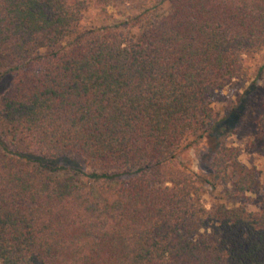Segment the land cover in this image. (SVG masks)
<instances>
[{
  "label": "trees",
  "instance_id": "1",
  "mask_svg": "<svg viewBox=\"0 0 264 264\" xmlns=\"http://www.w3.org/2000/svg\"><path fill=\"white\" fill-rule=\"evenodd\" d=\"M152 1L0 0V264H264V213L207 207L176 165L213 120L209 93L264 49V0L110 14ZM240 155L219 146L205 182L253 191Z\"/></svg>",
  "mask_w": 264,
  "mask_h": 264
},
{
  "label": "rangeland",
  "instance_id": "2",
  "mask_svg": "<svg viewBox=\"0 0 264 264\" xmlns=\"http://www.w3.org/2000/svg\"><path fill=\"white\" fill-rule=\"evenodd\" d=\"M170 11L168 5H157L154 0L146 9H131L116 7L110 9V14L116 20H125L127 17H141L147 12L153 18H163ZM128 12V14H127ZM96 11L88 13L82 23L90 26L96 19ZM142 17L135 24H141ZM243 67L246 76L222 82L215 90L209 93L208 101L213 114V120L208 126L205 137L200 140H189L180 152L177 166L190 172L199 181L202 191V200L207 207L226 204L230 207H244L254 213H264V49L245 58ZM10 79L4 80L0 89H6ZM221 145L235 147L240 152L241 162L257 172L258 184L253 191L244 197H235L231 184H222L213 187L205 182L211 178L212 154ZM66 161L69 174L79 182L92 184L94 181L81 173L90 170L75 158ZM66 165V166H67ZM75 171V172H74Z\"/></svg>",
  "mask_w": 264,
  "mask_h": 264
}]
</instances>
